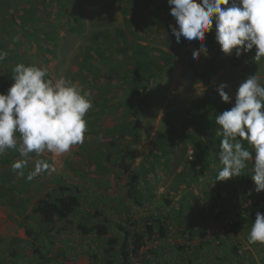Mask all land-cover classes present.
<instances>
[{
	"label": "rangeland",
	"instance_id": "rangeland-1",
	"mask_svg": "<svg viewBox=\"0 0 264 264\" xmlns=\"http://www.w3.org/2000/svg\"><path fill=\"white\" fill-rule=\"evenodd\" d=\"M171 7L168 0H0V51L7 53L0 94L14 83L17 64L46 69L54 81L71 80L92 94L83 143L59 156L0 154V264H121L118 227L158 233L160 224L166 236L147 240L131 264H264V244L248 242L255 221L244 212L264 201V192L255 190L252 161L241 176L217 182L222 137L215 124L247 78L258 73L264 85V58L254 61L255 48L239 58L235 50L225 55L213 21L207 53L194 60L202 45L176 42ZM127 46L139 51H123ZM134 76L137 90L124 83ZM221 84L231 103L220 97ZM23 159L21 176L12 164ZM37 160L51 167L28 181ZM131 174L139 175L135 198L127 187ZM65 189L79 196L80 208L45 225L33 208ZM97 213L111 225L108 236L82 235L77 225L96 224ZM111 239L119 241L114 248Z\"/></svg>",
	"mask_w": 264,
	"mask_h": 264
},
{
	"label": "clouds",
	"instance_id": "clouds-1",
	"mask_svg": "<svg viewBox=\"0 0 264 264\" xmlns=\"http://www.w3.org/2000/svg\"><path fill=\"white\" fill-rule=\"evenodd\" d=\"M168 4L179 26H170L176 42L183 37L202 45L193 52L194 60L199 59L201 51L207 53L203 42L213 29V21L215 40L225 55L231 56L235 50L239 58L255 48L254 61L259 63L264 58V0H168ZM6 56L0 51V61ZM12 80L7 94H0V154L14 149L21 157L45 151L59 156L83 143L85 116L92 108L91 91L64 78L54 81L46 69L35 65L17 64ZM226 87L221 84L218 93L225 103H231ZM215 124L219 126L216 135L222 137L218 151L222 167L217 182L241 176L247 162L252 161L255 190L264 192V85L258 73L240 84L234 106L218 114ZM245 141L254 154L243 146ZM26 166V159L18 160L12 169L23 176ZM50 167L45 160H37L26 179L31 181ZM248 242L264 244V214L260 212L251 224Z\"/></svg>",
	"mask_w": 264,
	"mask_h": 264
},
{
	"label": "trees",
	"instance_id": "trees-1",
	"mask_svg": "<svg viewBox=\"0 0 264 264\" xmlns=\"http://www.w3.org/2000/svg\"><path fill=\"white\" fill-rule=\"evenodd\" d=\"M186 42V40H185ZM139 47L127 46L123 51H131L132 53H137L139 51ZM139 80L136 77H130L125 80V85L131 87L132 90H137L140 86ZM150 82V79L147 81ZM126 86V87H127ZM146 91L147 89L144 88ZM144 91V92H145ZM120 169L124 172L128 173L130 170V166L121 163ZM139 175L131 174L130 182L127 184L129 187V193L133 198L136 195ZM68 191L67 189L63 190V192ZM62 195L59 198L52 199L50 195H46L44 199L39 201L37 205L33 208V214H37L42 222L47 226H52L56 224L58 221H67L74 214H76L77 210L80 208L81 202L79 196L73 193ZM245 213H249L251 216V220L255 221L256 213L260 212L264 214V201L255 202L253 205H250L244 210ZM96 219L98 222L93 225H89L87 223H79L77 225V230L82 235H91L95 234L98 237L108 236L109 231L111 229L110 223L103 217L101 213H97ZM246 220L241 221L240 224H243ZM184 224L185 229L192 234H200V238L205 237V232L200 231V228L187 221H181ZM136 226V225H135ZM120 232H123L124 237L122 241V245L120 247V256H121V264H131L132 257H139L141 254V249L145 247L147 244V240L152 238L153 236H158L160 238H164L166 236V230L163 228V224H160V228L158 233H156L152 226H147L146 231L144 233H138L136 230L128 231L121 227H118ZM117 239H111L109 241V246L114 248L118 244Z\"/></svg>",
	"mask_w": 264,
	"mask_h": 264
}]
</instances>
